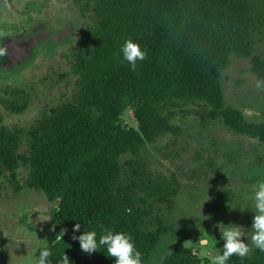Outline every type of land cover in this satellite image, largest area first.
<instances>
[{
    "label": "trees",
    "instance_id": "trees-1",
    "mask_svg": "<svg viewBox=\"0 0 264 264\" xmlns=\"http://www.w3.org/2000/svg\"><path fill=\"white\" fill-rule=\"evenodd\" d=\"M74 4L83 37L64 55L67 72L59 79L68 85L65 91L21 126L5 124V116L26 113L30 95L6 87L0 97V180L12 194L35 192L53 206L46 246L52 264L64 252L72 264H114L103 247L88 255L72 239L85 230H95L98 239L105 229L128 234L142 264H152L168 230L145 226L142 196L171 206L178 188L144 181L141 166L132 160L161 138L179 135L177 114L187 112L201 124L217 123L264 145V124L248 122L222 94L232 58L248 60L256 80L264 77V0ZM129 38L146 52L135 69L119 55ZM127 111L133 124L122 119ZM75 223L81 224L80 232L73 233ZM184 242L175 238L158 264H201ZM228 264H264V252L254 248L244 258L232 256Z\"/></svg>",
    "mask_w": 264,
    "mask_h": 264
},
{
    "label": "rangeland",
    "instance_id": "rangeland-1",
    "mask_svg": "<svg viewBox=\"0 0 264 264\" xmlns=\"http://www.w3.org/2000/svg\"><path fill=\"white\" fill-rule=\"evenodd\" d=\"M83 26L74 0H0V97L7 87L31 98L28 111L5 116V124L28 123L65 91L68 85L59 79L67 72L64 55L82 39ZM256 81L248 60L232 58L223 74L222 94L226 105L240 110L248 122L264 124V100ZM122 119L133 124L132 112ZM175 125L179 135L161 138L132 160L141 166L144 181L178 188L171 206L139 193L145 226L168 230L152 264L168 253L175 238L185 240L201 264H212L220 240L216 224L251 227L252 197L264 182V145L239 138L223 125L201 124L190 112L177 114ZM124 168L131 176L130 166ZM52 207L41 194L10 193L0 180V264H34L39 248L50 239ZM203 238L209 245L199 244ZM246 243L250 250L256 248L250 235Z\"/></svg>",
    "mask_w": 264,
    "mask_h": 264
},
{
    "label": "clouds",
    "instance_id": "clouds-1",
    "mask_svg": "<svg viewBox=\"0 0 264 264\" xmlns=\"http://www.w3.org/2000/svg\"><path fill=\"white\" fill-rule=\"evenodd\" d=\"M2 55H4V50L0 49V56ZM119 55L123 62L130 68L135 69L137 63L145 59L146 52L138 43L129 38L124 40L120 46ZM255 87L264 91V77L257 79ZM252 199L254 202V213L249 230L235 224L224 225L223 223H218L215 225V228L220 233L222 253L214 257L212 264H228L229 259L234 255L240 258L246 257L250 251V247L246 243L249 235L251 244L259 251L264 252V182L258 184ZM205 218L208 219V217ZM80 230L81 224L75 223L72 228L73 233L80 232ZM59 234V239L61 240L65 232L61 231ZM72 239L78 241L81 251L88 255L97 252L98 248L103 247L107 252V256L114 258V264H142L141 252L136 249L132 238L124 232H114L105 229L104 233L97 239L95 230H85L79 236L73 235ZM209 243L208 238L199 239V244L202 246H207ZM51 255L52 252L48 247L41 246L38 255L35 257V264H52L49 259ZM57 264H72V262L64 252Z\"/></svg>",
    "mask_w": 264,
    "mask_h": 264
}]
</instances>
